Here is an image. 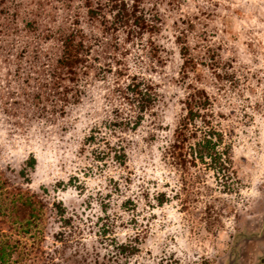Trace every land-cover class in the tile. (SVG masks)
I'll use <instances>...</instances> for the list:
<instances>
[{
  "label": "rangeland",
  "instance_id": "374dc122",
  "mask_svg": "<svg viewBox=\"0 0 264 264\" xmlns=\"http://www.w3.org/2000/svg\"><path fill=\"white\" fill-rule=\"evenodd\" d=\"M141 6L158 27L142 39L119 32L118 45L90 16L88 0H5L0 171L14 185L45 188L50 202L66 206L71 223L48 219L44 244L50 247L60 245L53 234L78 225L79 239L104 255L99 228L114 223L115 237L138 245L128 259L120 257L122 264H229L236 251L234 264H263L257 248H264V0H142ZM73 31L90 49L77 73L58 62L62 39ZM184 47L194 60L187 68ZM110 67L150 76L163 98L156 126L147 118L127 133L134 141L127 165L108 161L100 168L86 137L117 104ZM190 83L212 96L223 127L233 131L235 175L225 187L222 176L202 170L194 198L183 203L174 196L180 172L157 146L184 113ZM32 156L36 166L22 176ZM157 192L166 194L163 203Z\"/></svg>",
  "mask_w": 264,
  "mask_h": 264
},
{
  "label": "trees",
  "instance_id": "16d2710c",
  "mask_svg": "<svg viewBox=\"0 0 264 264\" xmlns=\"http://www.w3.org/2000/svg\"><path fill=\"white\" fill-rule=\"evenodd\" d=\"M4 2L0 0V14L4 13ZM141 2L88 0V11L91 17L100 21L106 38L109 40L111 35L120 45V38L117 37L119 32L125 33L129 39H142L145 33L154 32L158 27L157 18L142 9ZM62 42V56L58 60L60 66L68 67L73 73H77L80 66L81 72L90 55L85 41L73 31L64 36ZM103 43L105 46L111 45L109 41ZM186 53L189 56L184 61V68L194 61L184 47L183 54ZM110 68L113 74L111 94L117 104L111 110V116L102 125L91 129L86 137V145L92 146V154L100 168L110 162L122 167L127 165L128 147L134 143L126 136L127 133L136 132L147 118L151 126H156L157 108L163 98L159 85L150 76L139 72L127 73L121 68L113 71V67ZM185 77H189L188 72H185ZM188 88L183 101L184 113L172 134L161 136V143L157 146L165 163L180 172L178 181L181 191L174 190V196L183 203L194 198L193 189L203 180L202 170L213 171L218 178L222 176L220 181L225 187L233 185L230 179L235 175L233 131L225 130L219 118L222 115L215 111L214 99L204 88L191 83ZM149 138L156 141L158 135L151 132ZM31 160L21 170L22 176L36 166V157L32 156ZM49 198L50 194L45 188L37 191L14 185L5 172L0 171V264H105L106 261L122 264L120 257L128 259L138 250L136 241H122L111 233L114 223H104L99 228V236L103 238L99 242L107 251L104 255L94 245L89 250L79 239L78 225L73 226L68 233L61 231L53 234L60 245H45L48 219L56 215L62 223L72 222V218L67 216L66 206H58L57 202H50ZM165 199L164 192H157L158 202L163 203ZM103 211L108 215V210Z\"/></svg>",
  "mask_w": 264,
  "mask_h": 264
},
{
  "label": "water",
  "instance_id": "95a60500",
  "mask_svg": "<svg viewBox=\"0 0 264 264\" xmlns=\"http://www.w3.org/2000/svg\"><path fill=\"white\" fill-rule=\"evenodd\" d=\"M263 228H264V227H263ZM257 236H259V235H257ZM238 243H239V242H236V243L234 244V247L237 246ZM237 257H238V252L236 251V256L230 260L229 264H234V262L237 260Z\"/></svg>",
  "mask_w": 264,
  "mask_h": 264
},
{
  "label": "crops",
  "instance_id": "0c3cea01",
  "mask_svg": "<svg viewBox=\"0 0 264 264\" xmlns=\"http://www.w3.org/2000/svg\"><path fill=\"white\" fill-rule=\"evenodd\" d=\"M263 249V250H262ZM255 250H256V248H255ZM258 250H262V252L264 253V248L263 247H261V246H258V248H257V251ZM241 257V256H240ZM241 264H254V263H252V262H240ZM264 264V263H263Z\"/></svg>",
  "mask_w": 264,
  "mask_h": 264
}]
</instances>
